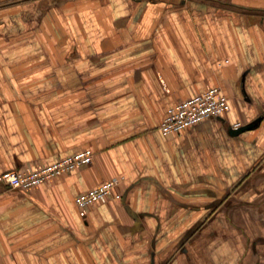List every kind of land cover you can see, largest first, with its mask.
I'll return each mask as SVG.
<instances>
[{
    "label": "crops",
    "instance_id": "1",
    "mask_svg": "<svg viewBox=\"0 0 264 264\" xmlns=\"http://www.w3.org/2000/svg\"><path fill=\"white\" fill-rule=\"evenodd\" d=\"M211 86L230 111L162 135ZM86 148L0 183V264H264V0H0V174Z\"/></svg>",
    "mask_w": 264,
    "mask_h": 264
},
{
    "label": "built area",
    "instance_id": "2",
    "mask_svg": "<svg viewBox=\"0 0 264 264\" xmlns=\"http://www.w3.org/2000/svg\"><path fill=\"white\" fill-rule=\"evenodd\" d=\"M230 109L229 99L223 90L219 86H211L204 92L194 94L171 107L160 125V132L164 136L180 134L205 119L224 115ZM241 127V123L237 122L232 128L237 131ZM94 158L93 150L86 148L33 170H11L2 173L0 183L11 189L29 191L45 181L69 175L77 169L92 165ZM119 183V178H113L81 192L76 197L77 206L84 210L95 205H106L110 201H118L121 194L114 190Z\"/></svg>",
    "mask_w": 264,
    "mask_h": 264
},
{
    "label": "water",
    "instance_id": "3",
    "mask_svg": "<svg viewBox=\"0 0 264 264\" xmlns=\"http://www.w3.org/2000/svg\"><path fill=\"white\" fill-rule=\"evenodd\" d=\"M240 130V129H239ZM239 130H237V131H239ZM237 131H234V132H237Z\"/></svg>",
    "mask_w": 264,
    "mask_h": 264
}]
</instances>
